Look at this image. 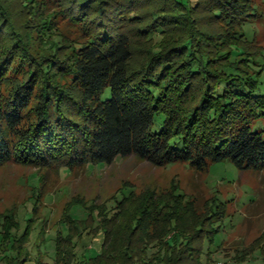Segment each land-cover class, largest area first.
<instances>
[{
	"label": "trees",
	"instance_id": "trees-1",
	"mask_svg": "<svg viewBox=\"0 0 264 264\" xmlns=\"http://www.w3.org/2000/svg\"><path fill=\"white\" fill-rule=\"evenodd\" d=\"M262 15L255 0H0V167L73 171L134 155L264 169V53L246 30ZM174 190L83 203L87 234L71 227L53 264H211L225 213ZM0 219L2 255L28 263L34 227L17 237L15 213ZM91 230L103 243L87 259L76 246ZM256 253L264 264L263 239L236 262Z\"/></svg>",
	"mask_w": 264,
	"mask_h": 264
},
{
	"label": "rangeland",
	"instance_id": "rangeland-1",
	"mask_svg": "<svg viewBox=\"0 0 264 264\" xmlns=\"http://www.w3.org/2000/svg\"><path fill=\"white\" fill-rule=\"evenodd\" d=\"M255 1L263 17L246 30L255 33L250 50L264 53V0ZM64 23L59 21V31L74 38V30ZM109 91L104 99L111 95ZM263 125L260 121L254 131ZM173 189L177 196L195 200L199 208L212 199V208L225 213L214 243L206 247V253L211 252V264L263 263L259 253L242 263H237L235 256L242 249H250L256 241L264 240V169L241 171L229 160L211 164L206 171L182 162L157 167L134 155L118 157L111 164L87 165L73 171L8 163L0 167V216L15 213L18 226L9 231L13 236L21 237L29 227H34L29 246L32 258L26 264H36L41 254L46 257L45 262L53 264L61 236L65 238L74 226L87 232L84 222L89 220L90 212L84 204L112 207L114 198L121 200L132 191L140 195L147 190L158 194L170 193ZM79 202L82 205H77ZM69 206V220L60 223ZM93 217L98 220V212ZM1 222L4 221L0 219ZM91 233L76 246L79 255L87 259L99 254L103 243L101 232L96 235L91 230ZM6 253L2 255L0 250V264H8L15 256L10 251Z\"/></svg>",
	"mask_w": 264,
	"mask_h": 264
}]
</instances>
